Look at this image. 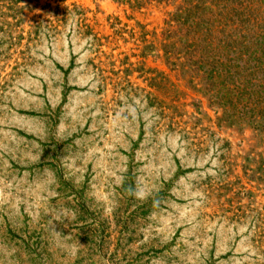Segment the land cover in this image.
Listing matches in <instances>:
<instances>
[{
  "label": "rangeland",
  "instance_id": "1",
  "mask_svg": "<svg viewBox=\"0 0 264 264\" xmlns=\"http://www.w3.org/2000/svg\"><path fill=\"white\" fill-rule=\"evenodd\" d=\"M234 1L0 0V264H264V113L171 26Z\"/></svg>",
  "mask_w": 264,
  "mask_h": 264
},
{
  "label": "trees",
  "instance_id": "2",
  "mask_svg": "<svg viewBox=\"0 0 264 264\" xmlns=\"http://www.w3.org/2000/svg\"><path fill=\"white\" fill-rule=\"evenodd\" d=\"M263 6L264 0H235L216 15L210 6L201 10L188 3L171 22L172 29L186 27L185 58L193 71L206 76L209 94L220 107L235 111L243 106L252 114L264 113V18H259ZM246 26H252V37L244 35ZM260 74L258 86L254 81Z\"/></svg>",
  "mask_w": 264,
  "mask_h": 264
}]
</instances>
